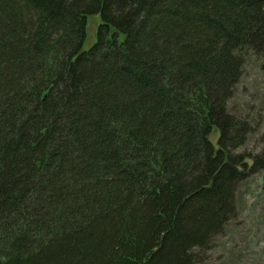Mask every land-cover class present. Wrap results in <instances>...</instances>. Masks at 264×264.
<instances>
[{"label":"trees","instance_id":"1","mask_svg":"<svg viewBox=\"0 0 264 264\" xmlns=\"http://www.w3.org/2000/svg\"><path fill=\"white\" fill-rule=\"evenodd\" d=\"M248 56L264 0H0V264H208L264 168Z\"/></svg>","mask_w":264,"mask_h":264},{"label":"rangeland","instance_id":"2","mask_svg":"<svg viewBox=\"0 0 264 264\" xmlns=\"http://www.w3.org/2000/svg\"><path fill=\"white\" fill-rule=\"evenodd\" d=\"M99 16L86 24L82 50L96 40ZM229 110L251 125L246 143L233 153L261 154L264 148V58L248 56L228 103ZM218 131L210 135L216 144ZM208 264H264V168L249 173L236 189V213L208 251Z\"/></svg>","mask_w":264,"mask_h":264}]
</instances>
